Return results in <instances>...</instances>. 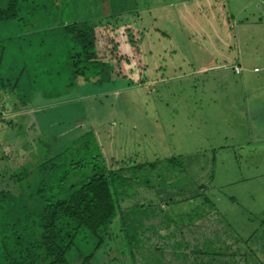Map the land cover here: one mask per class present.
<instances>
[{
    "label": "rangeland",
    "instance_id": "rangeland-1",
    "mask_svg": "<svg viewBox=\"0 0 264 264\" xmlns=\"http://www.w3.org/2000/svg\"><path fill=\"white\" fill-rule=\"evenodd\" d=\"M208 13L202 40L196 25ZM18 17L0 28V79L16 81L14 93L25 99L18 110L7 106L13 123H0L4 149L20 165L25 143L50 148L54 166L35 177L52 188L106 170L123 193L119 205L147 220L95 253L97 240L80 234L67 262L237 264L244 253L243 263L264 264V62L257 55L264 53V2L63 0L57 13L51 7L41 17ZM110 17L142 33L154 86L133 91L120 80L95 88L78 78L66 87L72 70L61 56L69 44L59 29ZM216 19L220 34H229L224 50L213 48ZM43 73H52V95L41 89ZM9 190L19 200L20 188ZM22 207L7 217L23 219Z\"/></svg>",
    "mask_w": 264,
    "mask_h": 264
},
{
    "label": "trees",
    "instance_id": "trees-1",
    "mask_svg": "<svg viewBox=\"0 0 264 264\" xmlns=\"http://www.w3.org/2000/svg\"><path fill=\"white\" fill-rule=\"evenodd\" d=\"M62 5L63 0H0V28L10 25L20 13L41 17L51 7L52 12L57 13ZM110 18L66 26L62 31L59 29L62 44H69L61 56L64 65L72 70L66 87H72L78 78L82 84L95 88L116 84L120 80L127 81L128 87H139L148 82L142 33L127 23H121L118 18ZM17 20L22 19L18 17ZM41 78V89L46 88L52 95V73ZM16 88V81L0 79V123L4 126L13 123L12 118L6 120L7 106L15 111L25 105V99L15 95ZM37 89L35 86L34 90ZM21 134L27 137L25 132ZM18 151L23 157L20 165L12 161L0 140V186L5 187L0 189V264H69L66 254L75 246L80 234L97 240L93 253L106 239L124 240L125 227L132 226L124 225L120 233L114 232L116 219L129 217L119 205L124 196L116 188V177L101 170L79 184L52 188L50 180L39 184L35 177L54 166H48L52 162V157H48L51 149L32 141ZM124 171L129 172L123 169L119 175L127 181L129 178L124 177ZM61 183L60 180L58 184ZM11 185L20 188L19 200L12 197ZM19 203L23 204L19 208V212L24 213L23 219L7 217V212ZM138 234L136 230L135 238ZM92 256L84 260L87 262ZM80 259L83 260L82 256Z\"/></svg>",
    "mask_w": 264,
    "mask_h": 264
},
{
    "label": "crops",
    "instance_id": "crops-1",
    "mask_svg": "<svg viewBox=\"0 0 264 264\" xmlns=\"http://www.w3.org/2000/svg\"><path fill=\"white\" fill-rule=\"evenodd\" d=\"M259 1H261L262 3L264 2V0H259ZM197 8H199L201 11H204L205 9H204V7L203 6H198ZM188 12V11H187ZM209 13H208V16L207 17H203L201 20H200V22L196 25V28H197V30H198V32H199V35H200V38L203 40V39H205V36H206V34H207V30H206V28L205 27H209V25H210V23L212 24V22L210 21V23H206L205 21L206 20H209ZM224 20V19H223ZM86 22V21H85ZM205 22V23H204ZM81 23H83V22H81ZM223 26L225 27L226 25H224L223 24ZM223 26L221 27V28H223ZM215 29H216V32H215V36H214V41L216 42V43H218V44H216V46L214 45L213 46V48H215V49H220V50H224L225 48H228V46L226 45V47H225V43H226V41H229V39H228V37H229V34L228 33H226V35L227 36H224V31H222L221 32V34H220V31H219V29H218V27H217V19H216V25H215ZM225 29H226V27H225ZM163 35H166V34H164V33H162ZM205 42V41H204ZM142 51H143V54H144V62H145V65H146V67H147V78H148V76H149V72H148V66H147V56H146V53H145V48H144V41L142 42ZM257 55H259L258 57H259V60H262V62H264V53H257ZM236 61H239L240 63H241V61H243V55H240V56H238L237 57V55H236ZM235 61V62H236ZM239 63V64H240ZM233 64V66H234V71H235V69H239L240 70V73L242 72V70H243V68H242V66H240V65H238L237 63H232ZM202 68H205V66H203ZM259 68H257V67H255L254 69H253V71H254V73H260V74H262L261 73V70L259 69ZM255 70H257V71H255ZM236 72V71H235ZM264 79V71H263V74L261 75V76H259L258 77V79L260 80V79ZM114 85V84H113ZM146 85L147 86H149V87H152V86H154V83H151L150 81H149V78H148V82L145 84V85H143V86H139V87H127L128 89H131V90H142V89H144V90H146ZM264 88V87H263ZM259 93L261 94V93H263L264 94V90H262V91H259ZM29 103H30V101H29ZM110 170H112V169H110ZM138 208H140V207H138ZM138 208H136V209H138ZM129 209V208H128ZM141 209V208H140ZM152 208H149V209H147L146 210V213L148 212V213H150V214H153L154 213V210H151ZM122 210L123 211H127V207H123L122 206ZM131 215V213L130 212H128L125 216H130ZM142 214H139L138 215V219L136 218H132L131 217V219H130V221H126V220H128L129 218L128 217H123V219L122 218H120L119 220L118 219H116V221L113 223V227H114V232L115 233H120V229H121V227H123L124 225H126V226H132V227H134V228H137V227H140L141 229L143 228V227H145L146 225H145V222L147 221V220H144V219H146V218H144V219H142V218H140V216H141ZM128 224V225H127ZM135 232H136V229H134V234H135ZM230 251H232V250H230ZM230 251H229V253H230ZM122 252V251H121ZM145 252H147V250H145ZM240 251L238 250V253H239ZM233 253V252H232ZM233 255V254H232ZM147 256H149V255H147ZM243 256H244V253H241V254H238V255H236V257L237 258H239V263L237 262V264H246V262H242V260L244 259L245 260V258H243ZM116 257H118V258H121L122 256H116ZM233 257V256H232ZM235 257V258H236ZM137 258H139L138 256H137ZM234 257H233V259H235ZM255 263H257V262H255ZM258 264V263H257Z\"/></svg>",
    "mask_w": 264,
    "mask_h": 264
},
{
    "label": "built area",
    "instance_id": "built-area-1",
    "mask_svg": "<svg viewBox=\"0 0 264 264\" xmlns=\"http://www.w3.org/2000/svg\"><path fill=\"white\" fill-rule=\"evenodd\" d=\"M235 71H236V72H239L240 70H239V69H235ZM255 71H257V70H255Z\"/></svg>",
    "mask_w": 264,
    "mask_h": 264
}]
</instances>
